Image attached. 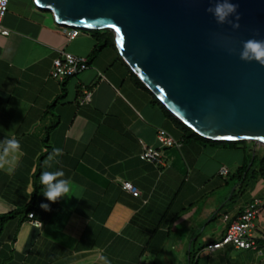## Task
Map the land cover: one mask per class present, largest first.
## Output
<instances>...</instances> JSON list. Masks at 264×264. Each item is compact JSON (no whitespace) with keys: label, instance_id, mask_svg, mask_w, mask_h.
<instances>
[{"label":"crops","instance_id":"crops-1","mask_svg":"<svg viewBox=\"0 0 264 264\" xmlns=\"http://www.w3.org/2000/svg\"><path fill=\"white\" fill-rule=\"evenodd\" d=\"M1 24L9 34L0 33V264H170L171 249L179 264H191L189 251L198 253L194 264H264L255 222L252 248L206 249L249 202L259 200L264 212L260 193L233 199L226 148L177 130L119 52L86 33L68 40L67 27L32 0H8ZM59 50L88 67L53 78ZM83 90L92 95L81 103ZM159 128L180 146H161ZM12 138L20 148L5 154ZM141 142L159 149L161 161L140 159ZM45 171L70 181L56 203L43 196Z\"/></svg>","mask_w":264,"mask_h":264},{"label":"water","instance_id":"water-1","mask_svg":"<svg viewBox=\"0 0 264 264\" xmlns=\"http://www.w3.org/2000/svg\"><path fill=\"white\" fill-rule=\"evenodd\" d=\"M32 1L61 26L110 30L129 68L200 136L264 145V66L241 59L244 41H264V0H231L236 29L201 0Z\"/></svg>","mask_w":264,"mask_h":264},{"label":"built area","instance_id":"built-area-1","mask_svg":"<svg viewBox=\"0 0 264 264\" xmlns=\"http://www.w3.org/2000/svg\"><path fill=\"white\" fill-rule=\"evenodd\" d=\"M8 9V0H0V33L2 35H8L9 30L2 26V19L5 16ZM79 34V30L75 28H64V35L68 40L75 38ZM88 67L87 59L85 57L74 55L70 52L63 50L58 51V56L53 59L51 76L53 78L62 80L65 77L76 75L77 73L85 70ZM92 92L89 90H83L79 97L81 103L91 100ZM157 140L161 146L172 147L180 146L177 140L165 129L159 128L157 130ZM142 151L139 154L140 159L152 163H158L161 161V152L157 148L147 146L141 142ZM223 174L227 173L226 169H223ZM123 188L131 193L133 196H139V191L134 184L130 182L123 183ZM259 200H253L249 202L244 210L230 223L226 230V233L217 242L208 244L207 250H215L225 245H232L237 249H249L252 248L255 243L252 238L251 230L254 227V219L258 212ZM33 213H29V217L32 218ZM34 224H37L35 222Z\"/></svg>","mask_w":264,"mask_h":264},{"label":"rangeland","instance_id":"rangeland-1","mask_svg":"<svg viewBox=\"0 0 264 264\" xmlns=\"http://www.w3.org/2000/svg\"><path fill=\"white\" fill-rule=\"evenodd\" d=\"M80 33H86L88 35H91V32L88 31H79ZM99 44H102L100 42ZM107 47V46H104ZM257 144V145H256ZM264 145L263 144H258V143H253V142H247L246 144H238L237 148H227V151L221 152L223 160L226 161V168L228 169L229 176H224L226 179H230L232 184L230 185L231 190L234 189V196L233 199L236 200L238 198H243L247 196H252V194L260 193L264 196V188L262 189L261 185L264 184V178L262 177H252V173L257 166V163L260 159L261 156L264 154ZM255 157V161L253 163V159ZM246 169L245 171L246 174H241V172ZM242 170V171H241ZM244 177L241 180V176ZM242 186V187H241ZM241 189V190H240ZM243 196V197H242ZM263 207L260 208L258 206V214L255 217L254 221L257 225L260 224V228L263 229L264 231V212L262 211ZM252 232V237H255L257 235L256 231L254 229L251 230ZM191 264H194L196 256L198 253L195 251H191ZM180 253L177 252L176 249L170 250L169 252V257L171 258V263L170 264H179L178 259L174 260L173 263V257L174 256H179ZM189 253H186V258L188 257ZM204 256H201L200 260ZM205 264H211L212 261L210 260H205ZM184 264V263H182ZM200 264V263H199ZM221 264H226V261H222ZM252 264V263H250ZM256 264H259L258 262Z\"/></svg>","mask_w":264,"mask_h":264},{"label":"clouds","instance_id":"clouds-1","mask_svg":"<svg viewBox=\"0 0 264 264\" xmlns=\"http://www.w3.org/2000/svg\"><path fill=\"white\" fill-rule=\"evenodd\" d=\"M206 2L210 6L205 9L207 13H211L218 24L229 23L232 28L236 29L239 27L240 14L237 11L239 4L233 3L231 0H201ZM235 14V20H228V16ZM77 29V28H75ZM79 30V29H78ZM80 31V30H79ZM257 34H259L257 32ZM243 52L241 53V59H255L257 62L264 66V41L251 38L243 42ZM8 148L5 149V154L9 150H17L20 148V143L15 138L7 141ZM57 155L62 154L61 149H54ZM51 158V157H50ZM63 176L62 171L53 172H42L40 175V182L45 186L43 196L51 203H56L59 198L66 196L70 192V181L60 179L57 177ZM53 181H58L53 183ZM43 209H48V204H41Z\"/></svg>","mask_w":264,"mask_h":264},{"label":"trees","instance_id":"trees-1","mask_svg":"<svg viewBox=\"0 0 264 264\" xmlns=\"http://www.w3.org/2000/svg\"><path fill=\"white\" fill-rule=\"evenodd\" d=\"M81 31H85V30H81ZM88 32H91L92 36L96 37V38H100L102 44H97L98 48H103L104 46H108L111 49L115 50L116 52H118L116 46H115V41H114V35L113 33L108 30V29H96V30H87ZM124 64V66L128 69V71L131 73V76L136 79V81H138V83L141 84V86L143 88H145L149 94L152 96L154 102L156 104H158L160 106V108L165 112V114L171 119V121L174 123L175 127L177 128V130L183 132L184 134H186L189 137H193L201 142H203L204 144H209V145H215V146H220V147H224V148H237L238 144H246L247 142H253L251 140H239V141H214V140H210L207 139L205 137L200 136L199 134H197L194 130H192L190 127H188L186 124H184L183 122H181L179 119H177L160 101L159 99L156 97V95H154L148 88L145 87V85L143 84V82H141L139 80V78L135 75V73L129 68V66L123 61L122 62ZM257 145V144H256ZM264 147V146H263ZM255 161V157L253 159V163ZM246 169H244L241 174H246L245 171ZM256 176H260L262 178H264V154L263 156L260 157L257 166L255 167L253 173H252V177H256ZM241 180L242 175L240 176ZM7 215H3L0 216V219H4L6 218ZM33 217V215H32ZM253 238V237H252ZM254 240V238H253ZM255 242V241H254ZM191 251H189V255H190V262H191Z\"/></svg>","mask_w":264,"mask_h":264}]
</instances>
